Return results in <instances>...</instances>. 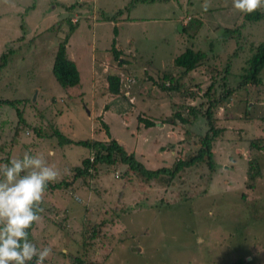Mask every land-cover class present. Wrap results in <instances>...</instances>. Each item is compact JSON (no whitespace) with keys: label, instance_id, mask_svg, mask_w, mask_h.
<instances>
[{"label":"rangeland","instance_id":"374dc122","mask_svg":"<svg viewBox=\"0 0 264 264\" xmlns=\"http://www.w3.org/2000/svg\"><path fill=\"white\" fill-rule=\"evenodd\" d=\"M119 1L0 0V56L13 49L0 70V99L22 100L26 120L14 138L9 161L25 152L42 155L55 165L59 180L89 156V147L78 140L115 139L148 169L171 167L177 157H188L195 149L190 139L179 141L184 137L179 127L162 122L174 110L166 92L144 75V68L153 65L147 75L155 81L161 72L179 75L173 59L193 47L206 51L208 59L184 76L185 84L204 83L208 64H217V71L227 64L228 80L235 85L245 53L241 58L230 56L236 40L223 42L222 36L225 28L242 23L240 12L232 0H209L206 12L205 0H127L130 4L122 9L101 7ZM67 5L75 6L71 21L78 19L77 24L68 21ZM88 9L93 17L84 16ZM118 10L122 18L113 21L109 16ZM190 17L193 23L183 31ZM242 33L246 41L259 42L264 38V18L248 23ZM61 41L78 68L76 86H61L52 74ZM114 41L125 63L113 57ZM116 73L133 79L127 97L108 92L105 77ZM261 78L264 81V69ZM207 84L208 79L203 89ZM250 92L249 86L235 90L229 99L230 118L219 121L224 131L213 143L214 170L196 163L172 177L144 179L133 174L126 180L121 174L125 165L117 171L98 165L90 187L45 192L42 219L30 236L38 248L52 249L45 264H71V258L86 254L99 264H233L240 258L247 264H264V147L248 146L252 138L261 137L264 144V86L263 99L242 98ZM139 114L154 125L145 127L137 120ZM192 121L193 131L204 132L201 115ZM16 123L15 109L0 105V145H10ZM4 155L0 150V157ZM253 158L260 173L248 187L247 161ZM57 218L66 226L58 227ZM83 222L98 225V236L90 242L83 236Z\"/></svg>","mask_w":264,"mask_h":264},{"label":"trees","instance_id":"16d2710c","mask_svg":"<svg viewBox=\"0 0 264 264\" xmlns=\"http://www.w3.org/2000/svg\"><path fill=\"white\" fill-rule=\"evenodd\" d=\"M74 7L75 6L73 5L67 7V19L72 25L77 24L78 22V19L75 22L71 21V15H74L75 13ZM120 12L121 11L118 10L114 15H112L111 18L113 21H115L116 16L119 15ZM240 16L242 17V23L231 28H225L223 31L224 35L222 36L224 39L223 42L227 40V38L236 40V47L233 49L230 56L232 55L233 57L241 58L240 55L242 52L245 53L243 66L241 68L242 72L239 75L240 79L235 85H231L228 80L230 69L227 64L221 71H217V64H208L206 66V72L209 77H205L206 81L208 79V84L204 89L203 87L206 81L203 83L200 79L199 81H201L202 84L199 82H194L193 84L188 85L185 84L183 81L184 76L197 69L200 64L205 63L206 59H208L206 51L194 49L193 47L186 48L182 53L175 56L173 59L174 66L179 69V75L175 73L161 72V75H158V81H155L151 75H147L149 74V70L151 71L153 65L148 63V66L144 68V75L148 76V79L156 84L160 91L166 92L167 96L170 98L171 108L174 111L168 119L166 118L162 122L164 123L167 121V123L172 125V128L174 129L179 127L178 129L182 131L184 135L183 139L179 141L183 142V140L190 139L195 147L190 154H187L188 157H177L171 167L162 166L157 169H148L140 160L137 159L133 152L128 151L115 139L104 141L96 139L78 140L77 143L89 147V156L83 158L79 165L73 166L69 174H66L63 178H60L55 182L49 183L46 192H55V190H60L61 188L67 189L69 186L71 188L75 186L74 190L78 185H87L90 187L89 180L97 174L98 165H105L109 169L114 168V171H117L120 165H125L126 168L121 174L126 180H131L133 174H139L144 177V179H149L151 177L158 176L159 174H167L172 177L176 175L184 166L194 165L196 163H204L207 165L209 170H214L216 164L214 160L213 143L224 131V128L220 127L219 121L224 119L228 120L230 118L229 112L231 110V104L229 103V99L232 98L235 90L238 91L249 86L251 94H243V99L245 96H248V99L252 96L251 99H254L255 96L258 95H260V99H263L261 86H264V81L261 78V72L264 69V38L259 42L254 40L246 41V37L243 35L242 30L248 23H253L263 19L264 8L250 14L240 13ZM127 19L130 20L128 17ZM192 21L193 18L190 17L188 24L183 25V31L186 30L187 26ZM111 50L113 51V57L119 64L125 63L123 61L124 59L121 58L120 51L115 48V41L113 42ZM12 52L13 49H9L7 52L2 53L0 56V70L8 64ZM217 58H219L218 54L215 55V63ZM52 74L56 81L64 87L76 86L80 81L78 68L74 60L67 56L64 41L59 42L57 45L52 64ZM105 78L108 92L112 95L121 94L122 96H126V91H131L130 89L132 83L130 84L129 82L128 84L130 85L126 86L125 80L122 79L119 73L107 74ZM121 87L124 90L123 93ZM201 89H203V91ZM176 97L178 101H173ZM22 102V100H13L10 98L0 99V105L6 104L12 106L15 109L17 116V123L15 125L12 138L10 139V145L5 142L0 145V150L5 152V155L0 157V161L2 163L10 162L9 154L11 152L14 138L16 137L19 127H21V125H26L24 111L21 107ZM219 109H222V115L220 116L218 115ZM198 114L202 116L205 124V130L201 133H197L190 128L193 122L192 120L195 119ZM243 116L248 118L245 114ZM137 120L144 122L145 127L154 125V121L142 116L141 114L138 115ZM177 121L179 122V125ZM103 126L106 133L109 134L107 126ZM34 132L38 135L41 134L37 128H34ZM52 134H54V131ZM258 139H250L248 141V146L252 149L261 150V148L264 147V144L261 137ZM6 148L8 150H6ZM246 171L247 186L253 187V181L260 173V166L255 158L247 161ZM118 176H120V174ZM71 192L74 193L73 191ZM56 224L58 227L66 226L63 218H57ZM31 229L28 230L29 239L31 236ZM82 230L83 236L88 242H90L93 237L98 236V225H91L90 223L83 222ZM87 245L89 246L90 243H87ZM70 263L99 264L92 260L87 254L71 258ZM31 264H35V261L33 260ZM233 264H247V262L244 258H240L233 262Z\"/></svg>","mask_w":264,"mask_h":264},{"label":"clouds","instance_id":"9594fccd","mask_svg":"<svg viewBox=\"0 0 264 264\" xmlns=\"http://www.w3.org/2000/svg\"><path fill=\"white\" fill-rule=\"evenodd\" d=\"M211 6L205 0L202 10ZM232 7L243 14L264 8V0H232ZM53 152L49 150L48 155ZM23 173V174H22ZM59 178L55 165L42 155L25 152L9 163H0V264H45L50 247L38 248L29 239V229L42 219L41 205L49 183Z\"/></svg>","mask_w":264,"mask_h":264},{"label":"crops","instance_id":"0c3cea01","mask_svg":"<svg viewBox=\"0 0 264 264\" xmlns=\"http://www.w3.org/2000/svg\"><path fill=\"white\" fill-rule=\"evenodd\" d=\"M125 1H127V0H121V1H119V2H116V3H114V4H109V7L106 5V4H104V3H102L101 4V7L103 8V9H122L123 7H125L126 5L128 6L129 4H130V1L128 2H125ZM95 2H96V0H95ZM60 2H58V4H59ZM62 6L64 5V4H66V3H60ZM84 5V4H83ZM82 5V6H83ZM68 6H70V5H67L66 7H68ZM55 7V5H53L52 6V8H54ZM76 12H77V10H75V13H74V15H76ZM84 12V16H89V15H91V13H90V10L88 9V10H86V11H83ZM117 12V11H116ZM115 12V13H116ZM98 15V14H97ZM122 12H120V14L119 15H117L116 16V18H115V21H117V20H120L121 18H122ZM72 16V15H71ZM94 15L92 14L91 15V17H93ZM108 16V15H107ZM109 17H112V15L111 16H109ZM126 19H127V17L128 18H130V19H133L132 17H130L129 15H126V16H124ZM119 23V22H118Z\"/></svg>","mask_w":264,"mask_h":264},{"label":"built area","instance_id":"2783aa9c","mask_svg":"<svg viewBox=\"0 0 264 264\" xmlns=\"http://www.w3.org/2000/svg\"><path fill=\"white\" fill-rule=\"evenodd\" d=\"M133 79H130V77H127L126 79H125V82H126V86H128V85H130L132 82ZM130 82V84H128ZM126 94H128V92L126 91ZM118 173L116 172V174H115V176L116 177H118Z\"/></svg>","mask_w":264,"mask_h":264},{"label":"water","instance_id":"95a60500","mask_svg":"<svg viewBox=\"0 0 264 264\" xmlns=\"http://www.w3.org/2000/svg\"><path fill=\"white\" fill-rule=\"evenodd\" d=\"M178 29H179L180 31H182V25H181V24L178 25Z\"/></svg>","mask_w":264,"mask_h":264}]
</instances>
